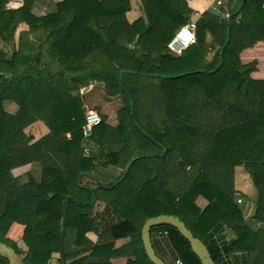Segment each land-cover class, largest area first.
<instances>
[{
    "label": "trees",
    "instance_id": "trees-1",
    "mask_svg": "<svg viewBox=\"0 0 264 264\" xmlns=\"http://www.w3.org/2000/svg\"><path fill=\"white\" fill-rule=\"evenodd\" d=\"M186 1L141 0L147 22L139 18L130 24L125 17L129 0H63L54 13L42 17L30 13L34 0H23L18 12H7L8 0H0L3 40L15 15L29 26L48 27L44 39L34 43L33 55L18 47L12 57L0 60V241L10 246L4 239L9 227L24 225L31 264H44L61 250L70 210L90 223L84 209L91 207L92 191L77 184L80 174L89 175L94 162L117 165L122 156L127 161L139 158L120 183L93 190L113 214L177 216L205 244L214 264H243L255 249L256 231L232 199L231 175L235 166L249 173L257 189L253 219L264 222V80L250 76L255 61L243 64L239 58L243 50L264 41V0H244L240 9L223 0V15L204 13L196 22L195 43L172 55L167 45L189 20ZM44 48L50 61L61 64L59 72L46 70ZM208 53L210 61L205 60ZM20 63L14 92L24 98L18 113L9 115L2 102L10 99L12 70ZM121 70L128 71L122 79L152 76L160 83L128 88L123 81L119 84ZM96 82L103 83L110 97L121 95L124 108L116 126L101 117L92 128L88 139L99 151L88 159L80 148L85 122L80 89ZM46 111L54 117L49 133L30 143L24 128ZM128 127L141 136L136 149L151 145L159 152L131 151ZM34 162L41 166L39 181L12 176L14 167ZM74 188L87 198L77 199ZM199 196L209 202L204 210L195 203ZM120 224L130 226L128 221ZM152 230L169 233L184 264H200L175 228L159 225ZM0 264H8L1 255Z\"/></svg>",
    "mask_w": 264,
    "mask_h": 264
},
{
    "label": "crops",
    "instance_id": "crops-1",
    "mask_svg": "<svg viewBox=\"0 0 264 264\" xmlns=\"http://www.w3.org/2000/svg\"><path fill=\"white\" fill-rule=\"evenodd\" d=\"M62 1L34 0L30 13L36 17L54 13L57 3ZM217 1L187 0L186 9L189 12V20L187 23H196L208 11L223 15ZM228 1H230L228 6L230 8L236 7L235 9H240L244 3V0H240L239 2L238 0ZM22 6L23 0H8L5 9L7 12H18ZM129 6L130 9L125 15L127 22L131 24L141 18L146 24L147 20L142 9L141 0H129ZM47 30L48 27L46 28L43 25L38 28L29 26L22 20L20 15H15L4 28L3 36L6 40H3L0 36V60L4 61L12 57L18 47L26 55H33L35 53L33 48L34 43H37L40 39H44ZM29 45H31V49ZM46 52V48H44L42 60L47 64L46 70L52 72V74L59 72L62 68L61 64L57 61H50V57ZM211 57L212 54L208 53L205 56V60L210 61ZM239 58L243 64L255 61V71L250 76L256 80H264V41L257 42L252 48L243 50ZM22 67V63L14 65L12 70L11 96L10 99L2 102V110L9 115H16L18 113L24 98L23 94L14 92V86L21 74ZM133 78L130 80H133ZM91 85L90 88L88 86L84 90H88V88L91 90ZM82 96L85 97L83 94ZM53 118L52 113L46 111L38 115L33 123L24 128L23 132L25 135L31 138L30 143L40 140L49 133L48 124ZM66 136L69 137V134ZM80 148L83 151V156L88 159H94L99 151V146L88 138L82 139ZM158 152V147L156 151L152 150L151 147L136 149V154L138 153L139 155L157 154ZM130 160L127 161V157L122 156L118 160L117 165H107L105 167L99 166L94 162L90 174H85L80 177V186L92 191L91 207L84 209V214L90 223L84 222L83 220L85 219L78 216L74 210H70L68 214L69 226L66 231L65 242L61 250L52 252L50 258L44 264H152L144 252L141 241V227L146 220L144 213L141 215H137V213H129L127 215L113 214L114 210L106 207L104 199H96L93 191L100 185L116 182ZM11 174L21 182L26 181L28 175L39 181L41 178V166L37 162L29 163L14 167L11 170ZM231 178L232 199L235 202L237 199H240L241 202L243 201L241 204L243 217L247 222L252 224L256 231L255 249L251 251L249 257H246L243 264H264V222H257L253 219V199L257 194V189L252 182L251 176L243 166H235L232 169ZM86 195L84 193L82 198H87ZM195 203L201 210H204L209 205L208 200L201 196L195 200ZM3 208L4 200L0 196V213ZM107 209L109 212L106 211ZM122 221H128L130 226L123 227L120 224ZM24 230V225L14 222L6 232L4 239L11 244L10 246L22 261L31 264V261L27 258L30 254V247L24 241ZM150 238L155 254L166 264H176V261L184 264L176 251V247L173 246L171 237L167 231L151 230Z\"/></svg>",
    "mask_w": 264,
    "mask_h": 264
},
{
    "label": "water",
    "instance_id": "water-1",
    "mask_svg": "<svg viewBox=\"0 0 264 264\" xmlns=\"http://www.w3.org/2000/svg\"><path fill=\"white\" fill-rule=\"evenodd\" d=\"M229 18V15L227 16V19ZM229 40V34L227 32L225 43L223 45V48L227 45ZM222 48V49H223ZM222 49L220 51V54L222 53ZM221 60L219 65L221 64ZM219 65L216 67V69L219 67ZM128 72L127 70H121L119 72V84H122V74ZM187 74V73H184ZM184 74H181L179 76H182ZM152 75V74H149ZM101 84V83H98ZM131 114H132V104H131ZM166 149L162 147V152L164 153ZM139 156L133 157L130 162L127 164V166L124 168L122 175L119 179L114 183V185H117L121 182V180L124 177V174L128 171L131 164L137 160ZM86 173H81L80 177L85 175ZM80 177L78 178L77 184L80 186ZM70 197V196H68ZM159 225H169L173 228H175L178 233L188 242L190 250L196 255L197 259L199 260L200 264H214L212 261V258L209 254V251L205 244L198 238L194 237L191 233V231L186 227L185 223L180 220L177 216L170 215V214H160L157 216L149 217L147 218L142 227H141V241L143 245L144 252L148 258V260L152 264H166L162 259H160L154 252L150 233L152 228L159 226ZM0 255L5 257L8 261V264H25L20 257L16 254L15 250L7 245L6 243H3L0 241Z\"/></svg>",
    "mask_w": 264,
    "mask_h": 264
},
{
    "label": "rangeland",
    "instance_id": "rangeland-1",
    "mask_svg": "<svg viewBox=\"0 0 264 264\" xmlns=\"http://www.w3.org/2000/svg\"><path fill=\"white\" fill-rule=\"evenodd\" d=\"M135 51H138V49H136ZM170 53L172 55L175 54L172 52H170ZM147 77H149V78H147ZM151 77L152 76H137L136 78H133V80H130V77L127 76V77H125V79H121V82L123 81L125 86H127L128 88L141 90L146 85H158L160 83V80L155 79V78H151ZM98 83H100V82L92 83L93 85L90 84L92 87L91 90L89 89L90 85H89L88 90H84L87 87L80 89V95L83 94L86 97L85 98L83 96V107H87L90 110H94L95 112H97L99 114L100 118L105 117V119L107 120V123H109L111 125L113 124V126H116L119 123V114L122 111L121 109L124 108L123 98L121 95L110 97L108 95L106 88L103 85V83H101V84H98ZM87 92H88V94H87ZM84 113H85V110H84ZM127 131L130 135L129 136L130 150L131 151L133 150L134 153H136V143L140 142L139 140L141 139V136L132 127H128ZM148 147H151L152 150H154V151H156V148H157V147L151 146V145ZM141 149H144V148H141ZM73 192H74L73 195L77 199H79L80 197L82 198L83 193H81L78 189L74 188ZM70 196H72V195H70ZM129 196H130L131 204H132L134 196H131V193L129 194ZM242 203H243V201L238 203V205L241 206ZM135 213H137V215L142 214L140 211L134 212L133 214H135Z\"/></svg>",
    "mask_w": 264,
    "mask_h": 264
},
{
    "label": "built area",
    "instance_id": "built-area-1",
    "mask_svg": "<svg viewBox=\"0 0 264 264\" xmlns=\"http://www.w3.org/2000/svg\"><path fill=\"white\" fill-rule=\"evenodd\" d=\"M223 0H218L217 4L220 5ZM263 9H264V1H263ZM228 16V15H226ZM196 23L188 22L178 29L175 33L172 40L168 43L167 48L170 52L179 54L182 50L187 48L188 46L195 43L196 35ZM85 110V122L82 126V136L84 139L88 138L93 127L97 126L101 122V118L97 112L94 110L87 109ZM237 203H240L241 200L237 199ZM176 264H182L180 261H176Z\"/></svg>",
    "mask_w": 264,
    "mask_h": 264
}]
</instances>
